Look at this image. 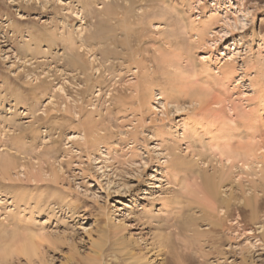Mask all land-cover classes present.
Instances as JSON below:
<instances>
[{"label":"rangeland","instance_id":"rangeland-1","mask_svg":"<svg viewBox=\"0 0 264 264\" xmlns=\"http://www.w3.org/2000/svg\"><path fill=\"white\" fill-rule=\"evenodd\" d=\"M146 261L264 264V0H0V264Z\"/></svg>","mask_w":264,"mask_h":264},{"label":"bare ground","instance_id":"bare-ground-1","mask_svg":"<svg viewBox=\"0 0 264 264\" xmlns=\"http://www.w3.org/2000/svg\"><path fill=\"white\" fill-rule=\"evenodd\" d=\"M116 7V6H115ZM124 8V7H123ZM116 10H118V9H116ZM115 10V11H116ZM109 11V12H108ZM107 12H108V14H112L113 16H114V12L112 11V10H108ZM118 12V11H117ZM116 12V13H117ZM115 13V14H116ZM116 20H118V19H116ZM126 21V20H125ZM161 59H163L162 60V62L164 61L165 62V64L167 63L168 65H169V67L170 66H173V68H175L176 69V77L177 78H179V79H186V78H193L194 76H193V74H191V72H189L188 71V69L186 68V67H184L183 69H180L179 67H178V63H177V61H178V55H173V56H171V55H168V54H166V55H162V57L160 58V60ZM75 67V66H74ZM205 69H207V70H209V72L208 73H212V70L213 69H211L210 67H206ZM205 69H203V71H205ZM219 70V69H218ZM213 73H215V72H213ZM212 73V74H213ZM185 75H187V77L185 76ZM174 78V77H173ZM192 81V80H191ZM148 89H149V87H148ZM147 89V90H148ZM150 92H151V90H149V94H148V96L150 95ZM191 93L193 94V95H195L196 97H197V99L199 100L203 95H204V92H203V90L202 89H197V88H194V89H192L191 90ZM160 95L161 96H163L164 95V91L161 89V92H160ZM160 98V97H159ZM229 131H231V129H229ZM228 131V132H229ZM233 135V133L231 134L230 132L229 133H226V131L225 132H222V135H221V137L223 136V138H225V139H227V141L225 142V143H223L224 144V146H226V147H224L226 150V154H228V156H232L231 154H234V155H236V153H234V150L232 149V146L230 145V143L228 142V141H231L230 139H232V136ZM232 136V137H231ZM246 148H250L249 147V145H246ZM242 149H244V148H242ZM248 149H246L247 151H249V150H251L252 148H250L249 150ZM237 152V151H236ZM246 153V152H245ZM230 154V155H229ZM238 155V154H237ZM236 155V156H237ZM228 158V157H227ZM230 160V159H229ZM217 185L215 184V183H213V181L211 180V181H209V179L206 181V185H205V189H206V191L208 192V194H210L212 197L213 196H215L216 195V193H217ZM30 245H28V244H26L25 246H24V248L22 249V252H23V254H26V255H30ZM142 264H150V262H148V261H146V262H144V263H142Z\"/></svg>","mask_w":264,"mask_h":264}]
</instances>
